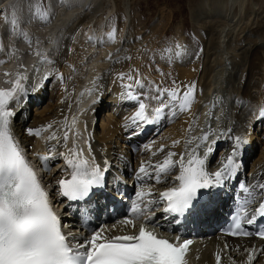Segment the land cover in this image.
I'll use <instances>...</instances> for the list:
<instances>
[{
  "label": "bare ground",
  "instance_id": "bare-ground-1",
  "mask_svg": "<svg viewBox=\"0 0 264 264\" xmlns=\"http://www.w3.org/2000/svg\"><path fill=\"white\" fill-rule=\"evenodd\" d=\"M32 1L0 0V51L3 55L1 58L0 53V85L10 88L12 86L10 81L13 78L17 80L19 71L16 68L21 66L18 61L20 57H25H22V52L20 53L23 49L30 50L29 55H32L27 59L24 58L21 62L24 63L23 69L26 71L33 66V63L34 66H37L39 60L48 61L52 57L49 48L60 35L63 37V44L56 58L52 60L50 68L41 76L38 85L32 88L28 87L26 89L27 95L20 99L19 104L15 103V107L12 109L16 111L20 105L19 113L14 118L13 130L16 136L18 135L20 138L22 149H41L53 158L61 156L62 146L67 151L70 150L72 128L79 124L77 115H73V109L77 103L76 95L83 79V85L88 84L90 86L91 95L96 94L94 105L84 110L86 133L95 153L93 156L95 164L98 165L102 158L107 159L122 165L124 174L127 172L126 164L130 161V157L138 151L142 152L141 161L135 162V167L133 166L136 180V173L142 161H150L152 164L163 162L168 152L176 153L177 155L173 157V160H177L179 154L185 152L193 142L194 135L197 133L195 131L197 119L202 117V113L208 111L212 114L207 118L210 125L204 130L213 134L198 155L203 157L207 147L212 146L213 152L211 154L214 161L211 164V169L216 166L222 167L227 156L233 151L236 137H240L247 141L242 147L244 154L241 150L240 155L247 156L251 162L249 182L256 185L262 180L264 118L259 117V112L264 108V46L260 42L253 41L237 53L232 50L234 55L232 54L233 56L229 59L227 57L224 61L222 59L225 57L222 56L220 62H218L219 59L216 61L219 63V69H215L214 62L216 59L212 56L215 55L214 52L218 48L216 43H220V39H215L213 31L220 27L218 14L223 10L224 0H214L216 3L204 7V3L207 2L208 4L211 1L205 0L195 11L192 19L193 26L199 29V34L205 32L206 35L204 36L207 38L206 41L201 40L204 48L200 52L202 55L199 58L198 56L192 58V47L187 44L185 39L181 38L178 30L175 31L171 43L169 44L167 41L165 46L166 40L164 39L155 41L148 39L147 35V38L141 36L139 32L137 35L133 34V25L127 20V33L123 37L122 43L119 42L120 45L111 51L108 50L103 56L102 54L99 55V58H102L103 62L105 61L103 70L98 69L100 67L93 69L100 62L97 60L95 63L93 60L87 62L85 60L86 55L80 56L81 50L74 45L76 38H79L82 32L81 27L91 24L93 21L85 14L86 10L100 16L99 7H96L95 13L91 11V9L94 10V7L90 8L95 4L94 2L99 0H48L47 7L44 8L47 20L41 24H34L41 21L32 17ZM102 1L106 2V0ZM87 3L89 5H86ZM125 4L124 7L128 10L127 1ZM220 4L221 6H219ZM7 6L9 9L11 8L9 12L6 11ZM216 7L217 10L214 12ZM159 13L162 18L166 17L165 9L161 8ZM96 15L93 16L97 18ZM13 20L16 21L15 25L12 23ZM45 24L46 27H44ZM222 24L221 22V27ZM41 25L43 28L40 30ZM152 27L158 28V31L164 30L165 24L163 25L161 18L157 17ZM90 33V31L85 32L84 38L87 39L92 36ZM28 37L31 39L28 40ZM42 37H46V42L41 44L38 51H34L35 53L32 54L34 46L32 40L35 41V38ZM248 41L250 40L248 39ZM221 44L224 45L223 40ZM177 46L181 47L178 48ZM109 52L111 59L107 58ZM129 57L130 59H128ZM83 59L86 62H81ZM133 68L139 70L140 79L145 85L143 90L136 88L137 93L146 92L150 82H152L153 87L158 85L162 89H171L172 86L169 84L175 81L182 90L183 85L195 82V96L190 111H179V101H176L167 113L171 117L172 111L177 112L174 118H161L155 123H133L132 117L137 111L138 101L131 100L125 95L122 82L117 78V74L129 73ZM86 69L89 71L83 76ZM40 70L41 67L39 72ZM5 73L9 75L6 76ZM96 73L99 74V77L93 83L98 86L97 88L92 83ZM131 74L135 76L134 72ZM45 76H47V80L44 79ZM123 83L127 84L129 81L125 79ZM214 98L215 110H208L207 105ZM46 100L47 106L41 108ZM81 102L86 101L79 100L80 107ZM12 103H10V108ZM145 103L149 104L148 115L151 119V109L158 105L155 101H145ZM28 107L30 111L33 107L32 115L27 114ZM100 113L102 118L97 121V115ZM73 119L75 121L71 124ZM48 125L52 127L48 128ZM190 125L191 129L189 130ZM28 128L41 130L40 135L29 136L26 132ZM66 130L68 131V140L65 144L63 135ZM53 134L58 139H49ZM75 140L77 143L81 142L79 136H76ZM177 140L180 143L173 146V141ZM189 141L191 143H188ZM213 141H215L214 144ZM161 146H164V151L157 152ZM153 153L157 154L153 155ZM211 154L206 158L207 160ZM93 157L89 158V162L92 163ZM149 170L151 171V169ZM177 170L178 167L168 174L167 179L169 181ZM125 178L127 181H131V174ZM46 180L52 187L55 178H47ZM162 185L164 184H156L149 180L144 187L151 188L156 193ZM135 190L138 191L139 188L135 186ZM218 239L220 238L215 239L214 237L203 241L202 244L205 246L202 250L199 249L202 248L201 246L199 248L194 247L193 259L199 254L198 262L200 264H210L217 253L213 246ZM223 240L229 248L228 256L234 264H238L237 261L243 259V256L239 254L242 248L241 242L231 239ZM261 247L264 250V242ZM224 262L222 257L220 264H224ZM253 262L254 264H264V256H255Z\"/></svg>",
  "mask_w": 264,
  "mask_h": 264
},
{
  "label": "snow or ice",
  "instance_id": "snow-or-ice-1",
  "mask_svg": "<svg viewBox=\"0 0 264 264\" xmlns=\"http://www.w3.org/2000/svg\"><path fill=\"white\" fill-rule=\"evenodd\" d=\"M12 23L15 25L16 21L13 20ZM115 31L113 28L107 34L108 41L114 42ZM100 43H103V40ZM108 59H111V54ZM133 72L135 76L131 74ZM117 78L122 82L125 95L131 100L138 101L137 111L132 117L133 123L136 124L155 123L161 118H174L177 115L175 111L171 112V117L167 115L174 102L179 101V111L183 112L190 111L194 101L195 82L183 85V90L175 81L172 82L171 89H162L158 85L153 87L150 82L146 92L137 93L136 88L145 89L138 69L133 68L129 73H119ZM21 79L26 80L27 77H18L10 89L0 88V264H185L184 257L191 241L184 239L181 243L180 236H177L173 242L159 236L154 230L160 227L155 223L157 213L154 208L163 204L162 211L178 224L181 219L187 220L213 211L216 190L222 188L235 174L238 154L247 141L236 137L233 151L227 156V162L214 173H209L206 169V158L213 152L212 146L207 147L203 157L198 155L200 147L207 143L213 134L209 131H203L197 138L195 148L181 152L178 160H173L176 153L168 152L163 162L152 164L150 161H142L136 173L139 190L135 192V199L131 201L128 215L118 221L125 227L130 226L133 233L111 236L106 234L109 230L101 226L98 229H87L88 235L74 237L72 233L66 234L62 230L61 218L53 210L49 193L41 185L14 135L13 123L17 112L10 108V103L19 104L20 99L27 95L25 86L20 83ZM44 79L47 80V76ZM125 79L129 83L124 84ZM145 101H155L158 105L151 109V119L148 115L149 104ZM259 117L264 118V108L260 110ZM40 131L26 129L29 136H39ZM49 139L58 138L53 134ZM63 140L65 143L68 140L67 130L64 132ZM179 143L178 140L173 141V146ZM163 151L164 146L157 150ZM69 152L71 158H66L65 164L71 170L70 178L59 179L56 182L57 191L59 196L68 202L82 201L89 198L93 190L105 186L110 164L105 160V167L101 169L95 164L94 157L90 164L87 159L82 158V151L75 150V144ZM89 154L91 155L90 145ZM60 155L64 156L63 153ZM38 158L45 162L53 159L51 155ZM177 167L178 174L173 175L169 181L168 174ZM116 179L119 183V179ZM149 180L168 186L156 197L151 188L144 187ZM254 187L264 192V184ZM244 191L249 190L245 187ZM116 193L124 196L119 188L116 189ZM141 217L143 222L139 224L137 230L136 221ZM178 217L181 219H177ZM257 217L264 219V202L259 203L247 223H255ZM150 223H153V230L147 227ZM228 234L250 235L249 232L241 230L240 218L236 219L234 227ZM256 235L264 239V231ZM216 259L219 264L220 256L218 255ZM254 259V254L249 252V264Z\"/></svg>",
  "mask_w": 264,
  "mask_h": 264
},
{
  "label": "rangeland",
  "instance_id": "rangeland-1",
  "mask_svg": "<svg viewBox=\"0 0 264 264\" xmlns=\"http://www.w3.org/2000/svg\"><path fill=\"white\" fill-rule=\"evenodd\" d=\"M126 1L128 5V10H126V8L124 7L126 5L125 4ZM204 1L205 0H106L105 2L99 0L98 2H94L95 4H93V6H91L90 8L94 7V10L91 9V11L95 13L96 7H99L101 12L99 14L100 16L96 14H92V12L86 10L85 14H87L90 17V19H93V21L91 22V24H86L84 27H81V31L83 32V35L80 33V36L79 38H76L74 45L76 47H79V49L81 50L80 53L84 52L83 54L81 53L80 56L86 55L85 56L87 57L85 59L86 61H88V59L91 58L90 60H93L94 63L96 60L100 62L97 63L98 66L97 65L94 66L93 69L100 67L98 69L103 70V68L105 67L104 66L105 61L103 62V59L102 58L100 59L99 55L102 54L103 56L104 54L107 53L108 50L111 51L117 45H120L119 42L122 43L121 41L127 33L126 28L128 27L127 26L128 24L127 20H128L129 23H132L133 25L132 27L133 29L131 28L133 34L137 35L139 32L141 36L146 37L147 35L148 39L155 41L164 39L166 40V43H164L165 46L168 43L167 41H169V44L171 43L175 31L178 30L181 34V38L185 39L187 44L192 47L193 50L192 58L194 59L197 56L199 58L202 55V53L200 52H202L203 51L202 49L204 48L201 40L203 39L204 41H206L207 38H205L204 36L206 35L205 32H201L199 34V29H196L193 26L192 19L196 9ZM214 3H216V1L211 0L208 2V4L207 2L204 3L205 5L204 7H206L207 5L208 6L213 5ZM86 5L89 4L87 3ZM219 6H221V4ZM7 7L8 8L6 9V11L8 10L9 12L11 8L9 9V6ZM161 8L166 10L165 18H162L161 14L159 13ZM222 9H223L221 11L222 15L221 12L218 14L219 17L218 25H220V27L216 28L217 31L216 30L213 31V34H215V39H220L219 41L220 43L218 42L216 43V47H218L216 49L217 51L215 50L214 52L215 55L212 56L214 59H216L214 62L216 66L215 68L216 70L219 69L218 62H220L223 57L225 58H223L222 61H224L227 57L229 59L231 56L234 55V52L237 53L239 50L245 48L248 44H250L253 41L260 42L264 46V0H224ZM216 10L217 7L216 9H214V12ZM93 15L94 16L96 15L97 18H95ZM157 17L161 18L163 25L165 24L164 30L160 29L158 31V28L152 27ZM99 21L101 22L99 23ZM221 22L223 23L222 27H221ZM42 28L43 26L41 25L40 30ZM113 28H115L116 30L115 39L114 42H110L107 39V34ZM87 30L91 32L90 34L92 36H89L86 39L84 38L85 37L84 33L88 32ZM198 34L199 36H197ZM89 38H93V39L90 40ZM40 39H44L43 43L46 42V37H42ZM221 39L223 40L224 45L221 44L222 41ZM248 39L250 41H248ZM101 40H103V43H100ZM41 41L42 40H39L38 42ZM35 42L36 41L32 40V44H35ZM29 51L30 50L23 49L22 51H20V53L22 52L21 53L22 57L25 56L24 58L27 59L32 56L29 55ZM108 54H110V52ZM108 54H107V58H108ZM216 55L218 56L216 57ZM2 56L3 55L1 53V58ZM33 59L36 58L33 57ZM85 60L83 59L81 60V62L82 61L86 62ZM169 86H173V85L169 84ZM46 106H47V102L45 101V104L42 105L41 108ZM32 113H33V107H31V111L30 108L28 107L27 114L32 115ZM101 118L102 115L100 113L98 116V121H100Z\"/></svg>",
  "mask_w": 264,
  "mask_h": 264
}]
</instances>
